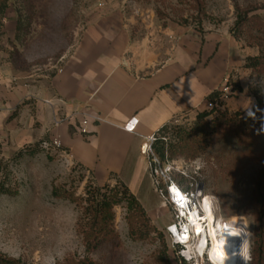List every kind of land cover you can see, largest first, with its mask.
Segmentation results:
<instances>
[{"label": "rangeland", "instance_id": "1", "mask_svg": "<svg viewBox=\"0 0 264 264\" xmlns=\"http://www.w3.org/2000/svg\"><path fill=\"white\" fill-rule=\"evenodd\" d=\"M99 1L7 0V9L0 15L3 59L26 73L51 76L69 55L83 29L98 17ZM122 1L127 13L136 18L138 35L148 22L159 25L174 22L200 30L224 28L244 46L258 50L257 56L263 51L264 0ZM226 78L233 91L221 109L248 113L251 107L248 94L243 98L248 104L243 111L230 110L233 104L240 102L241 95L236 89L239 79L231 74L224 77L218 90L222 89ZM244 83L256 104L255 91H264V74L250 69ZM206 105V110L210 111L209 103ZM200 112L191 113L174 124L189 130ZM164 137L166 142L174 140L172 134ZM219 155L215 147L196 158L179 156L172 160L185 162L190 167L195 161L200 162L198 180L215 198L217 213L224 218L218 221L220 230L223 226L230 229L236 221H241L248 229L250 264L254 220L248 198L255 176L264 164H242L232 178L226 174L234 172L235 168L224 169L225 161H219ZM118 180L126 184L118 178L104 185L115 187ZM0 182L8 190L0 195V252L19 259L22 264H74L84 258L96 264H193L182 263L172 246L166 226L173 220V214L156 191L150 172L143 182L142 193L135 195L146 217L140 216L136 207L126 202L117 205L116 236L92 251L87 250L84 241L88 220L84 214L87 205L84 199L93 187L104 186L99 185L92 174L69 161L65 154H58L52 145L42 144L23 154H0ZM146 218L154 229L143 237L149 226ZM198 264L212 262L204 258Z\"/></svg>", "mask_w": 264, "mask_h": 264}, {"label": "crops", "instance_id": "2", "mask_svg": "<svg viewBox=\"0 0 264 264\" xmlns=\"http://www.w3.org/2000/svg\"><path fill=\"white\" fill-rule=\"evenodd\" d=\"M99 2L98 17L51 76L26 73L0 52V154H23L48 143L99 185L123 179L139 196L150 172L143 152L148 138L205 111L226 75L239 79L241 95L230 110L243 111L247 94L252 110L246 63L259 52L224 28L148 22L138 35L125 1ZM87 114L105 121L93 117L82 133ZM133 117L139 120L136 131L124 130Z\"/></svg>", "mask_w": 264, "mask_h": 264}, {"label": "trees", "instance_id": "3", "mask_svg": "<svg viewBox=\"0 0 264 264\" xmlns=\"http://www.w3.org/2000/svg\"><path fill=\"white\" fill-rule=\"evenodd\" d=\"M6 9L7 0H3L0 2L1 16ZM261 46L263 47L261 55L248 58L246 66L253 72L264 74V41ZM236 89H240L239 86ZM215 95L218 97L220 92L216 91ZM255 96L256 104L251 110L255 113V119L250 118L248 113L229 112L219 108L205 110L198 113L194 126L189 130L174 123L163 126L156 134L157 140L153 144L154 152L162 162H166L179 156L196 158L216 147L220 154L219 161H225L223 168L226 170L230 167L235 168L234 172L231 170L232 172L226 174L232 178L237 175L242 164L243 166L253 162L264 164V131H259L264 125V91L256 90ZM209 99L215 100L213 97ZM165 134H172L174 140L164 141L162 137ZM7 192L8 190L0 182V195ZM88 193L89 196L84 199L87 202L84 214L88 219L84 230V241L88 251L97 249L116 236L114 221L117 205L126 202L132 208L136 207L140 216L146 217L144 208L135 194L121 180L117 181L115 187L108 184L102 187L95 186ZM248 203L254 220L250 264H264V166L255 176ZM146 222L148 226V218ZM152 229L154 228L149 225L142 236L147 237ZM0 264L22 263L19 259L0 252ZM74 264L96 263L90 258H84Z\"/></svg>", "mask_w": 264, "mask_h": 264}, {"label": "built area", "instance_id": "4", "mask_svg": "<svg viewBox=\"0 0 264 264\" xmlns=\"http://www.w3.org/2000/svg\"><path fill=\"white\" fill-rule=\"evenodd\" d=\"M228 81V78H226L224 86L221 90H218L220 95L215 100L208 101L211 109H221L225 106V102L230 99L233 88ZM93 117L97 121H105L100 116L85 115L81 121L82 133H88V125ZM138 121V118L133 117L122 127L126 131L135 132ZM162 139L166 141L167 138L162 137ZM156 140V135L150 136L145 143L146 147L143 148V152L149 157L152 183L156 187V191L159 192L165 205L170 207L173 214V220L166 226V233L182 263L198 264L200 259L204 260V258L212 262L208 256V252L212 247L213 237L210 235L209 230L210 221H206L208 217L207 206L210 212L215 215L212 224L224 218L220 217L217 213L215 198L207 193L205 186L198 180L202 166L199 161H195L191 167L185 162L175 160L162 162L153 150V144ZM59 143L58 140L54 142L55 145H59ZM173 185L176 186L179 195L187 201L186 207H181L183 200H177L175 198L176 194L172 191ZM207 198H210L209 205L207 204ZM198 226H201V228H198ZM172 228H174V231H170ZM184 228H188L186 234L183 232ZM206 231L208 232L206 233ZM203 238L206 239L205 250L200 252V242ZM180 241H183V243ZM212 264L214 263L212 262Z\"/></svg>", "mask_w": 264, "mask_h": 264}, {"label": "bare ground", "instance_id": "5", "mask_svg": "<svg viewBox=\"0 0 264 264\" xmlns=\"http://www.w3.org/2000/svg\"><path fill=\"white\" fill-rule=\"evenodd\" d=\"M206 200L207 204L209 205L210 198H207ZM207 213L208 217L206 218V221H210L209 230L210 235L213 237L212 247L208 252L210 260L214 264H220L221 259L226 257L223 261V264H248V261L246 262L243 258V255L249 256V239L247 227L241 221H236L233 223L230 229H227L226 226H223L220 230V225H217L218 222L212 224V220L215 218V215L210 212L208 206ZM198 228H201V226H198ZM207 232L208 231H206V233ZM205 244L206 239L203 238L200 242V252L205 250Z\"/></svg>", "mask_w": 264, "mask_h": 264}, {"label": "clouds", "instance_id": "6", "mask_svg": "<svg viewBox=\"0 0 264 264\" xmlns=\"http://www.w3.org/2000/svg\"><path fill=\"white\" fill-rule=\"evenodd\" d=\"M247 112H248V116H249L250 118L255 119V113L252 112V111L250 110V108L247 109ZM259 131H264V125H262V128H261ZM172 191L176 194V197H175V198H177V200H183V203L181 204V207H186V206H187V201H186L183 197H181V196L179 195V192H178V190L176 189V186H175V185L172 186ZM170 231H174V228L170 229ZM183 232H184V234H186V233L188 232V228H184V229H183ZM180 242L183 243V241H180ZM242 255H243V254H242ZM225 258H226V257H224V258L221 259L220 264H223V261H224ZM243 258H244V260H245L246 262L250 260V256H248V255H243Z\"/></svg>", "mask_w": 264, "mask_h": 264}, {"label": "water", "instance_id": "7", "mask_svg": "<svg viewBox=\"0 0 264 264\" xmlns=\"http://www.w3.org/2000/svg\"><path fill=\"white\" fill-rule=\"evenodd\" d=\"M145 147H146V144L143 145V148H145Z\"/></svg>", "mask_w": 264, "mask_h": 264}]
</instances>
